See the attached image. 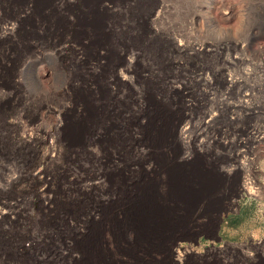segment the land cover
Returning a JSON list of instances; mask_svg holds the SVG:
<instances>
[{"label":"flooded vegetation","instance_id":"flooded-vegetation-1","mask_svg":"<svg viewBox=\"0 0 264 264\" xmlns=\"http://www.w3.org/2000/svg\"><path fill=\"white\" fill-rule=\"evenodd\" d=\"M159 11L0 0V264H264L263 223L223 213L201 166L193 90L139 50L176 44Z\"/></svg>","mask_w":264,"mask_h":264},{"label":"rangeland","instance_id":"rangeland-1","mask_svg":"<svg viewBox=\"0 0 264 264\" xmlns=\"http://www.w3.org/2000/svg\"><path fill=\"white\" fill-rule=\"evenodd\" d=\"M151 8L160 10L153 17L157 26L172 28L176 38L175 45L161 41L139 49L151 57L152 80L158 88L187 84L193 90L195 143L205 154L201 166L214 169L220 209L234 212L246 200L250 216L264 225V0H151ZM181 98L184 108L190 97Z\"/></svg>","mask_w":264,"mask_h":264},{"label":"crops","instance_id":"crops-1","mask_svg":"<svg viewBox=\"0 0 264 264\" xmlns=\"http://www.w3.org/2000/svg\"><path fill=\"white\" fill-rule=\"evenodd\" d=\"M238 208H239V212L238 213H235V211H234V213H233L234 215L236 214L238 216L252 217V216H250V211L248 210L250 208V205H249V203H247L246 200L243 201L242 204H241V206H239Z\"/></svg>","mask_w":264,"mask_h":264},{"label":"bare ground","instance_id":"bare-ground-1","mask_svg":"<svg viewBox=\"0 0 264 264\" xmlns=\"http://www.w3.org/2000/svg\"><path fill=\"white\" fill-rule=\"evenodd\" d=\"M132 60V59H131ZM231 84H232V81H229ZM180 130V129H179ZM184 133H185V129H182L181 131V136L183 137L184 136ZM179 138V137H178Z\"/></svg>","mask_w":264,"mask_h":264}]
</instances>
